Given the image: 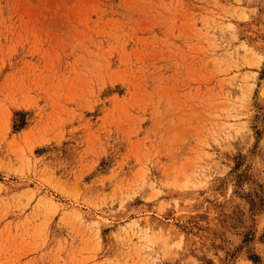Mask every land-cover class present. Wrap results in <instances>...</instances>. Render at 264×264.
Wrapping results in <instances>:
<instances>
[{
  "label": "rangeland",
  "instance_id": "rangeland-1",
  "mask_svg": "<svg viewBox=\"0 0 264 264\" xmlns=\"http://www.w3.org/2000/svg\"><path fill=\"white\" fill-rule=\"evenodd\" d=\"M262 83L264 0H0V264H264Z\"/></svg>",
  "mask_w": 264,
  "mask_h": 264
},
{
  "label": "bare ground",
  "instance_id": "bare-ground-1",
  "mask_svg": "<svg viewBox=\"0 0 264 264\" xmlns=\"http://www.w3.org/2000/svg\"><path fill=\"white\" fill-rule=\"evenodd\" d=\"M263 85L261 86V88H260V97H262L263 98V102H264V83H262ZM262 98H260V99H262ZM262 102V103H263Z\"/></svg>",
  "mask_w": 264,
  "mask_h": 264
}]
</instances>
